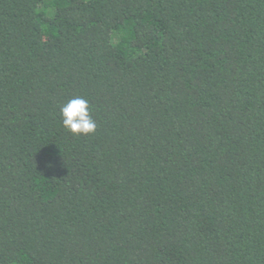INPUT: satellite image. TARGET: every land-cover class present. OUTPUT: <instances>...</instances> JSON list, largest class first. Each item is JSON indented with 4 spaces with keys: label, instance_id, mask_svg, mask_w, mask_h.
<instances>
[{
    "label": "trees",
    "instance_id": "16d2710c",
    "mask_svg": "<svg viewBox=\"0 0 264 264\" xmlns=\"http://www.w3.org/2000/svg\"><path fill=\"white\" fill-rule=\"evenodd\" d=\"M0 264H264V0H0Z\"/></svg>",
    "mask_w": 264,
    "mask_h": 264
},
{
    "label": "clouds",
    "instance_id": "9594fccd",
    "mask_svg": "<svg viewBox=\"0 0 264 264\" xmlns=\"http://www.w3.org/2000/svg\"><path fill=\"white\" fill-rule=\"evenodd\" d=\"M62 124L74 135L94 133L97 124L90 111V102L81 96L69 100L60 108Z\"/></svg>",
    "mask_w": 264,
    "mask_h": 264
}]
</instances>
